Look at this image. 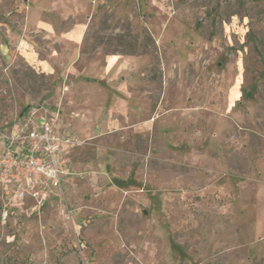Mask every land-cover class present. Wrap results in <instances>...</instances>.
<instances>
[{"label":"rangeland","instance_id":"1","mask_svg":"<svg viewBox=\"0 0 264 264\" xmlns=\"http://www.w3.org/2000/svg\"><path fill=\"white\" fill-rule=\"evenodd\" d=\"M38 103L74 178L40 209L0 184V264H264V0H0V129Z\"/></svg>","mask_w":264,"mask_h":264},{"label":"built area","instance_id":"2","mask_svg":"<svg viewBox=\"0 0 264 264\" xmlns=\"http://www.w3.org/2000/svg\"><path fill=\"white\" fill-rule=\"evenodd\" d=\"M59 115L38 103L0 129V184L8 201L29 199L37 209L52 199L66 201V176L73 174L68 151L79 141L58 128Z\"/></svg>","mask_w":264,"mask_h":264},{"label":"crops","instance_id":"3","mask_svg":"<svg viewBox=\"0 0 264 264\" xmlns=\"http://www.w3.org/2000/svg\"><path fill=\"white\" fill-rule=\"evenodd\" d=\"M45 6H40V5H38L37 7H36V10H37V12H39V14H41V15H39L38 14V18L40 19L39 21H40V23H43V22H45V21H47V19H48V21L49 22H47L46 23V25L44 26V25H41V26H39L43 31L44 30H46L45 32H49L51 29H50V27L49 26H47L49 23L52 25V23H53V21H52V19H51V17H47L46 18V16H47V13H49V12H47L46 11V9L44 8ZM63 7V6H62ZM46 12V13H45ZM84 26L85 25H83V22L82 21H80V20H78V21H76V24L74 25V27L71 29V30H69V31H64V33H62V36H58L57 34H55L54 32L52 33L51 31V33H49L48 35H50V37H52V35H54V36H56L57 37V39L59 40V39H62V38H65V40H69V41H75V42H77V46H79V45H81V42H82V36H83V34H84ZM57 40H55L54 42H56ZM46 62V61H45ZM115 64H116V60L113 58V59H106L105 60V64H103V68H105V74L103 75L104 77H108L109 78V76L112 74V73H114L113 71H114V68H115ZM99 67L100 65H99V63L97 62H92V64H90L89 65V67H88V69H87V67H86V71H85V69H84V71H80V72H77L78 73V76L79 75H82V77L80 78V83H81V85L82 84H87V82L89 83L90 81H88L87 79L89 78V77H91L92 75H93V68H95V67ZM44 67V70L46 69V67L45 66H43ZM97 67V68H98ZM48 69H50V68H48ZM47 69V70H48ZM71 69H72V71H74V72H76V69L73 67V66H71ZM79 71V70H78ZM119 72V71H118ZM95 77V76H94ZM91 83V82H90ZM99 88L100 89H103V87H101V86H99ZM104 90V89H103ZM122 92L124 93V94H126V91L122 88ZM121 95V99H119V103H125V102H127V98L125 97V95ZM120 105V104H119ZM64 120V119H63ZM58 128L61 130V131H63L64 133H67V134H71L72 135V132L68 129V128H66L65 126H63V124L62 123H60V124H58ZM74 147H75V145L74 146H72V147H70V149H69V151H68V153H69V155H70V153L72 152V150L74 149ZM73 178H74V172H73V174H70V175H68V176H66V180H65V185H66V189H68V183H69V181H72L73 180ZM54 201H56L55 199H52L51 200V202H49V203H52V202H54Z\"/></svg>","mask_w":264,"mask_h":264}]
</instances>
